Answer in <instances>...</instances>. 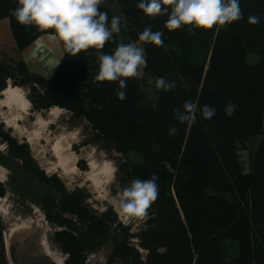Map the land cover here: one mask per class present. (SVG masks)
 I'll list each match as a JSON object with an SVG mask.
<instances>
[{
  "label": "trees",
  "instance_id": "1",
  "mask_svg": "<svg viewBox=\"0 0 264 264\" xmlns=\"http://www.w3.org/2000/svg\"><path fill=\"white\" fill-rule=\"evenodd\" d=\"M139 2L102 0L99 8L107 11L109 23L120 17V32L103 53L111 54L120 42H140L145 52L147 66L142 77L127 79L126 100L116 95L118 81H95V49L76 56L65 51L51 79L31 71L24 60L16 65L0 60V93L10 84L29 88L33 112L65 109L71 127L85 132L82 144L120 151L121 191L155 174L159 195L147 219L135 227L111 205L93 208L87 188L70 189L57 174L46 173L29 143L1 122L6 149L0 150V163L13 173L7 183L0 181V197L9 185L60 227L54 240L68 255L64 264H85L105 247L112 249L105 264H264V0H239L241 19L191 31L189 26L169 31L167 15L146 16ZM17 6L18 0H0V20H10L17 51L55 33L34 25L25 29L13 15ZM253 15L259 17L256 24L248 22ZM149 26L163 33L164 46L139 40ZM249 52L259 55L258 64L247 62ZM159 77L175 81V88L157 89ZM189 100L197 104L191 126L175 115ZM229 103L235 105L231 116L225 112ZM204 105L216 110L210 120L203 118ZM170 125L177 134H168ZM242 142L250 144L248 170L238 152ZM83 162L79 166L87 170ZM4 232L0 215V264H12Z\"/></svg>",
  "mask_w": 264,
  "mask_h": 264
},
{
  "label": "clouds",
  "instance_id": "2",
  "mask_svg": "<svg viewBox=\"0 0 264 264\" xmlns=\"http://www.w3.org/2000/svg\"><path fill=\"white\" fill-rule=\"evenodd\" d=\"M102 0H18V6L13 10L17 22L30 29L36 26L40 31L52 29L63 42L64 48L72 56L82 50L95 49L98 53L97 82H119L116 95L119 100L127 99L125 89L128 78H139L141 67L147 66L144 49L135 43H117L111 54L101 50L105 44L113 41L114 35L120 32V17L113 16L109 23L107 11L99 10ZM137 7L146 16L155 19L167 15L166 27L175 31L183 26L212 29L214 26H225L242 18L239 0H140ZM248 22L256 24L259 17L249 16ZM161 31L153 32L151 26L139 34V40L152 43L158 47L164 46ZM156 88L165 92L175 88V81L159 77L155 81ZM184 111L176 110V118L189 126L196 122L197 104L185 101ZM225 112L231 116L235 105L229 103ZM216 110L208 105L202 108L204 119H211ZM179 129L170 125L169 135L177 134ZM6 175L0 173V181ZM157 177L152 174L147 179H134L119 194L118 199L110 201L124 223L132 220H146L148 209L159 195Z\"/></svg>",
  "mask_w": 264,
  "mask_h": 264
},
{
  "label": "rangeland",
  "instance_id": "3",
  "mask_svg": "<svg viewBox=\"0 0 264 264\" xmlns=\"http://www.w3.org/2000/svg\"><path fill=\"white\" fill-rule=\"evenodd\" d=\"M140 44L141 43L138 42L137 46L140 47ZM65 51L66 49L64 48L63 42L56 33H53L51 35H44V37L38 39L25 51L19 52L15 49V41L10 25H5L3 21L0 20V60L6 63L16 65L18 61L24 60L31 71L40 73L44 77L51 79ZM259 60L260 57L257 53L249 52L247 54L248 63L256 65ZM143 68L144 67H141L140 69V77L143 75ZM22 90L27 97V93L30 91L29 88H22ZM31 107L32 105H30V108ZM63 111V114L58 119L54 120L55 122L48 124L45 134L41 135L40 138H34L33 133L36 131L34 122L39 117L48 119L47 110L33 112L32 109H30L29 114H26L22 120L12 123L13 110L0 105V122L5 125L6 129H12L13 136L21 141L29 143L32 154L41 169L48 174H57L70 189H74L75 187L87 188L92 195L89 203L93 208L102 211L107 204L112 206L110 201L118 199V194L121 192V179H118L117 170L118 166L125 160L124 155L114 148L98 149L92 145L82 144L86 136L85 132L80 126L71 127V114L65 109H63ZM32 116H34V120L31 119ZM61 135L69 137L68 141L71 142L72 150L70 152L72 163L68 165L60 162L51 150L52 143ZM5 149L6 144L0 143V150L2 151ZM238 152L240 154L242 166L245 170H248L250 144L248 142L239 143ZM93 157L110 159L115 162L116 172L109 186L110 192L108 198H103L94 193L90 183L84 179L85 173L90 169V162ZM81 159L84 161L82 164L88 165L87 170L79 166V161H81ZM0 173L6 175V179L3 180V182L7 183L13 170L9 165L0 163ZM7 187V194L0 197V201H2L0 204V215L5 225L4 235L7 254L11 263L14 264L12 258L13 251L10 244L12 233L31 226H39L42 231L43 228L46 230L45 232L43 231V240L45 238V242L50 246L49 248L52 252L50 255L56 262L58 261L57 258L63 259L62 264H64L68 255L62 251L60 244L54 240L55 232L60 229V227L49 222L43 210L38 205L14 192L9 185H7ZM113 189H117L118 192L113 193ZM120 219L122 220L121 217ZM130 222L135 223V227L139 224V220H132ZM111 253L112 249L105 247L101 251L91 254L85 264H105L111 256Z\"/></svg>",
  "mask_w": 264,
  "mask_h": 264
},
{
  "label": "bare ground",
  "instance_id": "4",
  "mask_svg": "<svg viewBox=\"0 0 264 264\" xmlns=\"http://www.w3.org/2000/svg\"><path fill=\"white\" fill-rule=\"evenodd\" d=\"M0 105L13 110L15 113H13V117L11 119L12 123L22 120L26 114H29V110L31 109V102L28 97H26L22 88L19 86H13L11 84L0 93ZM63 112V109L58 106L47 109L49 118L45 119L39 117L34 122L36 127V131L33 133L34 138H40L41 135L45 134L48 124L55 122L54 120L58 119L63 114ZM68 139L69 137L61 135L51 145V150L55 156L65 165L72 163L70 152L72 148L71 142H69ZM114 164L115 162L111 161L110 159H100L96 157L91 159L90 169L85 173L84 179L90 183L92 191L98 196L108 198L110 192L109 186L112 183L116 172V167ZM1 202L2 201H0V204ZM43 231H46L45 228H43ZM44 246L47 252L52 254L49 248L50 246L45 242V238ZM57 260V264L63 263V259L57 258Z\"/></svg>",
  "mask_w": 264,
  "mask_h": 264
},
{
  "label": "water",
  "instance_id": "5",
  "mask_svg": "<svg viewBox=\"0 0 264 264\" xmlns=\"http://www.w3.org/2000/svg\"><path fill=\"white\" fill-rule=\"evenodd\" d=\"M10 244L14 248L12 258L17 264H57L44 246L43 231L39 226L12 233Z\"/></svg>",
  "mask_w": 264,
  "mask_h": 264
},
{
  "label": "crops",
  "instance_id": "6",
  "mask_svg": "<svg viewBox=\"0 0 264 264\" xmlns=\"http://www.w3.org/2000/svg\"><path fill=\"white\" fill-rule=\"evenodd\" d=\"M1 21H3V23H4L5 25H6V24H7V25H8V24L10 25V20H9L8 18L2 19ZM45 35H51V34H45ZM42 37H44V35L41 36L40 38H42ZM40 38H39V39H40ZM14 41H15V40H14Z\"/></svg>",
  "mask_w": 264,
  "mask_h": 264
}]
</instances>
